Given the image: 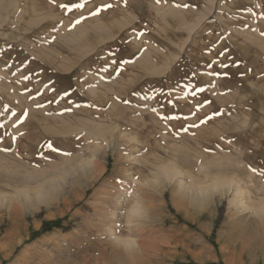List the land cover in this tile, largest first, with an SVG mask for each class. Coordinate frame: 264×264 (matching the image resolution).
<instances>
[{
  "label": "rangeland",
  "instance_id": "374dc122",
  "mask_svg": "<svg viewBox=\"0 0 264 264\" xmlns=\"http://www.w3.org/2000/svg\"><path fill=\"white\" fill-rule=\"evenodd\" d=\"M0 264H264V0H0Z\"/></svg>",
  "mask_w": 264,
  "mask_h": 264
},
{
  "label": "snow or ice",
  "instance_id": "6c2138e0",
  "mask_svg": "<svg viewBox=\"0 0 264 264\" xmlns=\"http://www.w3.org/2000/svg\"><path fill=\"white\" fill-rule=\"evenodd\" d=\"M157 2H159V0H157ZM85 6L84 3H77V4H72V5H61V7L63 8H66L68 11H71L73 8H83ZM104 7H111V5H105ZM184 7H188V5H184ZM95 14V13H93ZM79 21H77L78 23ZM209 67H211V65H209ZM226 67V66H225ZM212 74V73H210ZM218 75V74H216ZM186 88H193L194 85L192 84H189V85H185ZM205 89L203 87H200V88H196L195 91H192L191 92V95L192 96H196L197 93L199 92H203ZM169 103H171V101H169ZM153 111H156L155 109H153ZM166 119H179L178 116H170V117H166Z\"/></svg>",
  "mask_w": 264,
  "mask_h": 264
},
{
  "label": "bare ground",
  "instance_id": "6f19581e",
  "mask_svg": "<svg viewBox=\"0 0 264 264\" xmlns=\"http://www.w3.org/2000/svg\"><path fill=\"white\" fill-rule=\"evenodd\" d=\"M216 178V177H215ZM137 205V204H136ZM95 256V255H94ZM92 258H93V256H92Z\"/></svg>",
  "mask_w": 264,
  "mask_h": 264
}]
</instances>
